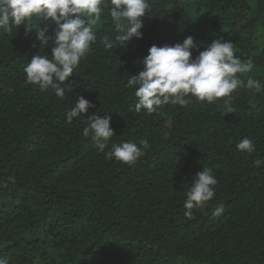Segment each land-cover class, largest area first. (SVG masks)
<instances>
[{
	"label": "trees",
	"instance_id": "obj_1",
	"mask_svg": "<svg viewBox=\"0 0 264 264\" xmlns=\"http://www.w3.org/2000/svg\"><path fill=\"white\" fill-rule=\"evenodd\" d=\"M149 4L143 37L116 49L105 47L118 33L102 7L96 41L61 83L70 84L62 100L26 82L34 55L52 59L53 42L40 49L36 39L42 21L0 30V258L8 264H264V163H254L264 161V91L234 90L236 112L226 114V98L191 97L186 107L169 102L148 113L135 111V89L126 86L152 45L187 36L193 57L215 39L231 41L254 65L238 75L264 85V0ZM44 23L52 35L55 25ZM78 96L94 105L86 116L111 118L115 135L103 152L83 135L87 117L66 122ZM245 137L251 154L237 150ZM141 140L149 147L134 165L106 155ZM204 168L218 181L215 196L186 216V194Z\"/></svg>",
	"mask_w": 264,
	"mask_h": 264
},
{
	"label": "clouds",
	"instance_id": "obj_2",
	"mask_svg": "<svg viewBox=\"0 0 264 264\" xmlns=\"http://www.w3.org/2000/svg\"><path fill=\"white\" fill-rule=\"evenodd\" d=\"M102 7L107 8L115 22L117 35L114 41L105 38L108 49L126 46L133 38L143 37L142 17L149 16V0H0V30L11 32L12 26L25 25L33 18L43 22L50 21L55 25L53 34L49 35V25L39 24L35 28L39 47L53 42L52 59L47 55H34L24 68L26 82L39 86L41 90L49 87L55 95L63 99L70 84L61 86L78 67L81 60L91 51L96 41L93 26L100 19ZM28 29L33 30L29 27ZM33 47L36 44L33 43ZM196 47L194 37L187 36L182 43L174 45H152L143 58L142 70L131 75L127 87L135 89L137 103L135 111L142 109L148 113L155 112L160 106L169 102L186 107L190 97L200 102L212 103L219 98L224 99V112H236L230 98L234 90L247 87L259 93L264 85L257 79L249 77L245 83L238 74H246L253 70L251 60L243 61L234 52L231 41L213 40L203 51L193 57L192 49ZM94 107L91 101L78 96L76 102L66 113V122L87 117L88 126L83 135L90 136L101 152L108 146L115 135L110 127V116L89 113ZM149 147L147 140L113 144L106 153L108 158H115L127 165H134ZM241 152L253 153L255 145L245 137L236 145ZM260 166L264 161L254 162ZM218 181L210 169H203L195 175L184 202L185 215L191 217L193 209H203L215 196ZM224 211L223 205L215 207L213 216ZM0 264H8L0 258Z\"/></svg>",
	"mask_w": 264,
	"mask_h": 264
}]
</instances>
